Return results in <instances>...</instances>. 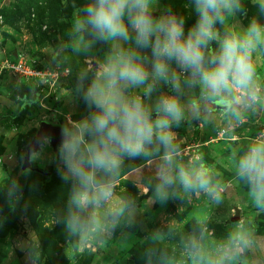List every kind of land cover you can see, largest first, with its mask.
Masks as SVG:
<instances>
[{
    "label": "rangeland",
    "instance_id": "374dc122",
    "mask_svg": "<svg viewBox=\"0 0 264 264\" xmlns=\"http://www.w3.org/2000/svg\"><path fill=\"white\" fill-rule=\"evenodd\" d=\"M48 1L0 0L3 66L6 60L14 61L22 54L38 67L60 68L64 74L52 97L43 98V93L33 88L32 92L39 95L37 102L35 94L26 97L34 103L26 114L14 120L11 114L16 112L14 105L19 103L20 92L11 88L14 90L9 97H0L6 111L3 115H8L0 117V264H211L225 250L231 258L223 264H264V209L254 205L247 182L236 170L239 154L264 133V47L254 53L253 59L258 99L253 102L247 95L242 98L237 106L243 113L241 119H234L230 110L225 113L226 119L221 117L218 109L223 108V102L215 100L202 103L198 117L188 111L178 126L173 125L172 174L175 176L180 168L192 174L203 172L210 177L215 195L185 189L176 180L167 189L168 199L160 200L155 189L161 156L125 158L115 178L113 198L101 202V226L81 239L67 232V212L64 220L57 212L68 207L72 186L71 179L61 177L63 163L58 149L53 150L47 143L32 155L33 166L43 173L30 172L22 166L26 147L42 120L65 126L88 114L78 94V77L85 68H94L110 46L96 44L86 54L73 53L69 47V26L75 11L72 0L66 6L64 19L49 9ZM85 2L76 0L77 5ZM190 3L159 0L156 13L171 8L185 17L187 31L197 19L196 14L189 17ZM243 4L246 15L237 13L229 19V25L243 29L252 19L264 22V14L252 0H243ZM3 75L9 79L5 84L21 79L6 68ZM27 84L21 79L22 89ZM159 91L167 89L161 87ZM159 91L153 93V101ZM198 92V87L185 85L184 101ZM11 95H16L17 100ZM62 99L64 102L55 106ZM231 137L235 140L229 141ZM14 186L18 190L9 195ZM9 205H14L13 211ZM117 210L120 215L114 216ZM238 213L240 219L233 220ZM239 233L248 241L242 251H237L239 246L231 240ZM193 238L199 241L200 255L190 247Z\"/></svg>",
    "mask_w": 264,
    "mask_h": 264
},
{
    "label": "clouds",
    "instance_id": "9594fccd",
    "mask_svg": "<svg viewBox=\"0 0 264 264\" xmlns=\"http://www.w3.org/2000/svg\"><path fill=\"white\" fill-rule=\"evenodd\" d=\"M64 3L67 6L68 0ZM252 3L264 14V0ZM158 4L159 0H86L77 5L72 0L71 51L86 54L98 43L110 46L94 68L80 73L77 89L89 112L60 128L57 146L61 177L72 181L65 227L81 239L101 226V202L113 198L125 158L161 156L155 189L160 200L168 199L167 189L176 180L185 189L215 195L203 172L180 168L172 174L173 125L178 126L188 111L198 117L201 104L215 100L222 101L234 119H241L237 106L242 98L258 99L253 59L264 47V23L252 19L243 29L228 23L244 12L243 0H191L197 19L187 31L185 17L171 8L155 15ZM185 85L199 88L187 102ZM161 87L167 91H159ZM40 143L47 141L42 138ZM236 170L247 182L254 205L264 209V133L239 154ZM17 190L14 186L9 195ZM113 215L119 216L120 210ZM231 240L239 246L237 251L248 245L243 233ZM189 243L200 255L199 241L193 238ZM229 258L225 250L211 264Z\"/></svg>",
    "mask_w": 264,
    "mask_h": 264
},
{
    "label": "built area",
    "instance_id": "2783aa9c",
    "mask_svg": "<svg viewBox=\"0 0 264 264\" xmlns=\"http://www.w3.org/2000/svg\"><path fill=\"white\" fill-rule=\"evenodd\" d=\"M5 68L21 79L31 83L35 89L43 93V98L51 97L56 92L55 86L61 79V76L64 75L60 68L48 70L38 67L22 54H18L14 61L6 60L3 69ZM66 71L68 72V70ZM186 148L190 149L189 146Z\"/></svg>",
    "mask_w": 264,
    "mask_h": 264
},
{
    "label": "water",
    "instance_id": "95a60500",
    "mask_svg": "<svg viewBox=\"0 0 264 264\" xmlns=\"http://www.w3.org/2000/svg\"><path fill=\"white\" fill-rule=\"evenodd\" d=\"M154 14L158 15V13H154ZM223 108L225 107L223 106ZM61 127L63 126L59 124H55L45 119L40 122V126L38 127L36 134L33 136L32 140L26 147L24 163L22 166L24 170L34 169L37 172H41V173L43 172L42 169L33 166L32 161H31L32 155L41 151L42 146L45 145V144L40 143L42 138L46 140L47 143H49L52 146L53 150H57L58 149L57 146H58L59 139H60V128ZM239 219H240V215L238 213L237 217L233 218V220H239Z\"/></svg>",
    "mask_w": 264,
    "mask_h": 264
},
{
    "label": "trees",
    "instance_id": "16d2710c",
    "mask_svg": "<svg viewBox=\"0 0 264 264\" xmlns=\"http://www.w3.org/2000/svg\"><path fill=\"white\" fill-rule=\"evenodd\" d=\"M189 1H191V0H189ZM48 2H50V6H49V9L50 10H52V11H54L55 13H56V16H58L59 18H62V19H64L65 17H66V6H65V3H64V0H49ZM68 2H69V0H68ZM189 12H190V15H189V17L191 18V17H195V11H194V8L193 7H191V9L190 10H188ZM250 15H253V11L252 10H250ZM99 45H101V46H105L106 44H102V43H98ZM57 55L55 54V57H56ZM54 57V58H55ZM33 86H32V84L31 83H29V84H27L26 86H24V89H22V86H20L19 87V89H18V91L20 92V97L21 98H23L24 96H29V95H32V91H33ZM37 90V89H36ZM12 91V89H8V90H6V91H3V94L5 95V96H7V97H9L10 96V92ZM37 92L40 94L41 92H39L38 90H37ZM79 94V93H78ZM11 97H12V95H11ZM52 97V96H51ZM79 97V96H78ZM12 98H15L16 99V95L15 96H13ZM81 100V99H80ZM64 102V99H62V100H59V101H57V103H56V105L55 106H58V105H61L62 103ZM81 103H82V105H84V103L82 102V100H81ZM29 107H30V105L29 106H27V107H25V108H23L22 110H21V112H19V114H17L16 116H15V118L14 119H16L18 116H20V115H23V114H26L27 113V111L29 110ZM13 119V120H14ZM129 161L130 162H132V160L131 159H129ZM32 170H34V169H30V170H28V171H30V172H32ZM41 173V172H40ZM43 173V172H42ZM42 185H43V182L41 183V187H42ZM43 193V191H41V194ZM40 194V195H41ZM10 207V211H13L14 210V205H9ZM59 207V206H58ZM67 209H68V207L67 208H65V209H63V211H61L60 209H57V212L62 216V219L64 220V217H65V213L67 212ZM64 213V214H63Z\"/></svg>",
    "mask_w": 264,
    "mask_h": 264
},
{
    "label": "crops",
    "instance_id": "0c3cea01",
    "mask_svg": "<svg viewBox=\"0 0 264 264\" xmlns=\"http://www.w3.org/2000/svg\"><path fill=\"white\" fill-rule=\"evenodd\" d=\"M2 57V56H1ZM0 57V61H1V65H0V97H4L5 95L3 94V91H6V90H8V89H11V88H14V89H16V90H18L19 89V87H20V82H21V79H17V80H13V82H10V84H5L4 82H5V80H9V79H7L6 77V75H3V71H4V69H3V63H2V59H3V57L1 58ZM13 89V90H14ZM12 90V91H13ZM34 90V89H33ZM32 94H35V92H33ZM30 96H32V95H30ZM34 96V95H33ZM5 97H7V96H5ZM26 97L27 96H24L23 98H21V97H19L18 98V102L16 101V104L17 105H14V107H17V108H15V110H16V112L15 113H12L11 114V119L13 120L14 118H15V116L17 115V114H19V112H21V110L23 109V108H25V107H27V106H29V105H31V104H33L34 103V101H32V100H29V99H26ZM37 97H39V95H37V94H35V101L37 100ZM28 98V97H27ZM1 102L2 101H0V107H1V109H2V104H1ZM37 102V101H36ZM218 110H221L222 112L221 113H219V115L222 117H225V119H226V112H228L230 109H228V108H222V109H218ZM218 110H214V112H216V111H218ZM6 111H4L3 112V109H2V112H0V117L1 118H3V116H8V115H3V113H5ZM210 112H212V111H210ZM212 115L211 116H215L214 114L215 113H211ZM1 118H0V120H1ZM8 119V118H7ZM233 138H235V137H231V138H228V140L229 141H233V140H235V139H233ZM189 145H187V147H188ZM192 147V146H191Z\"/></svg>",
    "mask_w": 264,
    "mask_h": 264
}]
</instances>
